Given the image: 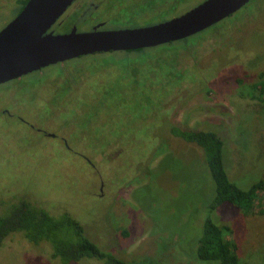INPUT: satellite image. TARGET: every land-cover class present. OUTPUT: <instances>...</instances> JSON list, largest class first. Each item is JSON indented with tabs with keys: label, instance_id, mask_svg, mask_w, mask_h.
Listing matches in <instances>:
<instances>
[{
	"label": "rangeland",
	"instance_id": "1",
	"mask_svg": "<svg viewBox=\"0 0 264 264\" xmlns=\"http://www.w3.org/2000/svg\"><path fill=\"white\" fill-rule=\"evenodd\" d=\"M24 1L0 0V30ZM198 1L172 0L129 22L172 19ZM64 18L54 34L72 30L74 16ZM124 24L112 18L108 30ZM145 55L97 53L0 85V217L23 200L68 215L127 264H218L196 257L210 218L230 227L238 264H264V213L228 203L210 212L204 152L170 132L217 133L230 181L247 190L264 180V0ZM0 264L61 262L48 243L14 233L0 245Z\"/></svg>",
	"mask_w": 264,
	"mask_h": 264
},
{
	"label": "water",
	"instance_id": "2",
	"mask_svg": "<svg viewBox=\"0 0 264 264\" xmlns=\"http://www.w3.org/2000/svg\"><path fill=\"white\" fill-rule=\"evenodd\" d=\"M73 1L28 0L0 30V85L84 56L136 51L184 40L233 15L250 0H206L177 18L144 28L100 31L99 25L88 32H77L74 26L69 33L54 34L51 28Z\"/></svg>",
	"mask_w": 264,
	"mask_h": 264
},
{
	"label": "trees",
	"instance_id": "3",
	"mask_svg": "<svg viewBox=\"0 0 264 264\" xmlns=\"http://www.w3.org/2000/svg\"><path fill=\"white\" fill-rule=\"evenodd\" d=\"M27 1L23 2L18 13ZM186 39L162 46L173 45ZM155 49L126 52L133 53L134 56H146L145 54H149ZM260 95L264 101V88H261ZM170 132L187 143L197 145L204 152L214 186V198L209 205L210 212L220 205L228 203L234 205L245 215L256 212L257 208H260L258 211L260 214L264 213V207H260L264 200V180L256 181L247 190L239 189L230 181L223 162V141L217 133L174 126ZM14 233L22 234L28 242L35 245L41 242L48 243L51 247L52 257L58 259L61 264L79 263L85 259H96L102 261L103 264H127L91 242L86 237L82 226L68 215L54 218L45 210L23 200L10 205L7 212L0 217V245ZM230 234V227L218 226L210 218H207L198 239L197 259L213 261L218 264H238L236 245L230 240Z\"/></svg>",
	"mask_w": 264,
	"mask_h": 264
},
{
	"label": "flooded vegetation",
	"instance_id": "4",
	"mask_svg": "<svg viewBox=\"0 0 264 264\" xmlns=\"http://www.w3.org/2000/svg\"><path fill=\"white\" fill-rule=\"evenodd\" d=\"M169 1H172V0H74L73 3L71 4V6L67 9V11H69L72 14V16H74V18H75V21H74L75 24L72 26V28L74 26H76L77 32H80V31H78V28H80V27L86 26V28H88V31H91V30H93L94 27L99 26V25H100V27L97 30H100V31L106 30L107 31L108 27H109L108 26L109 20L112 18L113 19L114 18L119 19L120 22H125L124 27H120L119 29H116V30L136 29V28H144V27L158 25V24H161V23H164L166 21L171 20V19H167V20L164 19L162 21H157V20L151 21L148 18H144L143 21H146V20H149V21H147L143 25H137V24L134 25L131 22H129L133 18H136V16L132 15L134 12H140L141 13L142 11L145 10L147 13H148V11H152V12H154L153 14H155L158 12V10H161V7H165ZM205 1L206 0L198 1L197 3H195L194 5H192L187 10H185L184 12H182L181 14H179L178 16H176L174 18H177L180 15L194 9L195 7H197L198 5L202 4ZM144 3H146V4H144ZM142 4H144V5H142ZM146 5H148V6H146ZM113 16H115V17H113ZM140 16H141V14L139 15V17ZM62 17L51 28V30H53V29L55 30V28L61 27L64 24V22L66 20H65V18L62 20ZM140 20H142V19H140ZM221 22H219V23H221ZM217 24H215L211 27H214ZM88 31H86V32H88ZM197 35H194V36H197ZM157 47H159V46H157ZM157 47H153V48H157ZM147 49H152V48H147ZM65 62H67V61H65ZM56 65L64 66L62 64H56ZM52 66H55V65H52ZM48 67H50V66H48ZM46 68L47 67L43 68L41 71L32 72V73H29L26 75H34V74L39 75ZM15 80H17V79H15ZM13 81H10V82H13ZM10 82H7V83H10ZM7 83H5V84H7ZM2 85H4V84H2ZM3 112H5L4 114L12 117V115L7 114V111H3ZM18 119L21 123L25 122L24 119H21V118H18ZM25 123H27V122H25ZM39 132L43 134L42 131L39 130Z\"/></svg>",
	"mask_w": 264,
	"mask_h": 264
}]
</instances>
